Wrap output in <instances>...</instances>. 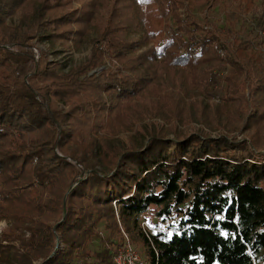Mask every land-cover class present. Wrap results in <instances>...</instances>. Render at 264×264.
<instances>
[{
    "label": "trees",
    "instance_id": "obj_1",
    "mask_svg": "<svg viewBox=\"0 0 264 264\" xmlns=\"http://www.w3.org/2000/svg\"><path fill=\"white\" fill-rule=\"evenodd\" d=\"M195 1L0 0V27L20 11L35 29H52L50 38L78 45L90 29L96 34L90 57L62 73L57 63L40 69L13 29L0 33V220L11 224L0 238V264H115L123 232L148 264H264V154L251 148L264 147V8L256 29L236 30L230 14L224 33L194 17ZM234 4L236 16L259 12L252 0ZM130 30L143 34L128 41ZM106 55L130 76L79 79ZM223 66L232 73L222 99L254 127L250 142L152 134L120 149L96 134L107 125L100 113L110 111L102 92L116 100V117L133 96L154 113L164 105L178 113L162 76L178 68L188 87L207 90ZM81 92L98 100L83 109ZM52 99L69 109H52ZM81 131L82 159L58 151ZM148 211L159 220L153 230L141 226Z\"/></svg>",
    "mask_w": 264,
    "mask_h": 264
},
{
    "label": "rangeland",
    "instance_id": "obj_2",
    "mask_svg": "<svg viewBox=\"0 0 264 264\" xmlns=\"http://www.w3.org/2000/svg\"><path fill=\"white\" fill-rule=\"evenodd\" d=\"M204 1L205 0L195 1L196 3L193 7L194 17L202 23L206 22L208 25L220 28L224 33L228 28L227 18L230 14L236 17V30L239 28L249 30L256 29L257 15L261 14L264 8V0H252L259 9V12L257 14L249 12L242 17L241 15L236 16L234 13L235 0H214L212 6ZM73 4L74 7L80 6L76 1H73ZM60 12L59 10L55 11V13ZM52 14H54V12ZM49 15L50 13L40 15L39 18L42 23L45 22ZM3 21L4 24L0 27V33L9 34V31L5 30V26L9 27L10 30L13 29L20 42L23 39L25 45L29 44L31 46L34 59L40 62V69L44 67L45 63H57L60 67L59 71L62 73H67L71 68L78 67L90 57L91 48L96 38L93 28L88 31L87 35L78 45H75L72 40L50 38L49 35L52 29L45 25L39 30L35 29L31 22L23 20L20 11H17L13 15L4 16ZM260 33V37L264 42V33ZM142 34L143 32L140 30H130L124 38L128 41H138ZM153 44L154 42L147 43L138 52ZM219 53L223 55L224 52L223 50H219ZM102 72H107L110 75L116 74L119 78L130 76V72L122 69L119 62L106 55L99 66L88 70V72L84 74V76L79 77V79L88 77L96 78L100 76ZM178 72V68H176L172 72L165 73L160 81L162 83L161 85L166 87L165 92L168 90L167 93L170 92L172 99L177 103L176 108L178 109V113L171 111L169 106L166 105H164V107L160 106L159 110L154 113L147 100L142 101L133 96L131 106L127 108L126 113L116 117L111 110L116 100L112 98L109 93L102 92L101 95L105 107L108 106L110 111L104 110L100 113V117L104 119L107 125L105 124V127L98 130L96 134L104 136L110 141H114V146L120 147V149L145 144L152 134H161L165 138L170 139H174L176 136L182 134H197L202 137L214 138L225 136L230 141L250 142L254 127L252 128L248 124L247 117L243 116L241 112L234 113V107L230 102H226L222 99L223 92L227 88L226 79L232 73L228 66L216 68L214 71L216 77L207 90L188 87L181 77L178 78ZM138 73L139 72H134L135 75H138ZM149 90L144 94H149ZM245 93L247 96V89ZM80 98L81 99L76 101V103L83 109L86 108V103L88 101L92 103L98 100L96 95H87L83 92L80 93ZM145 98H148V100L151 99L150 97ZM51 102L54 103H51L53 105L52 109L54 110L67 111L70 107L69 105H65L61 100L52 99ZM89 107H91V105ZM92 109L96 112L95 107H92ZM129 112L132 117L127 118L126 114ZM110 118L113 119L110 120ZM64 127L69 129L68 125ZM83 134V131L77 133L75 142L68 143L63 149H58V151L67 155L68 153L74 152L77 157L82 159L81 148H83L84 145ZM94 134V132H91L92 136ZM251 148H253L255 152L264 154V147ZM83 167L84 164L82 163V165H80L82 169L80 174L85 177L87 171H83ZM113 205L115 204L113 203ZM144 218L147 221H144L145 227L149 228L146 230H153L152 226L159 222L154 215V211L145 213ZM142 223L143 221L141 222V226ZM10 225L9 222L0 220V238ZM123 235L125 238L124 244H131L142 261L148 264L143 257L141 248L132 243L126 233L123 232ZM123 246H121L119 250H121Z\"/></svg>",
    "mask_w": 264,
    "mask_h": 264
},
{
    "label": "built area",
    "instance_id": "obj_3",
    "mask_svg": "<svg viewBox=\"0 0 264 264\" xmlns=\"http://www.w3.org/2000/svg\"><path fill=\"white\" fill-rule=\"evenodd\" d=\"M144 230L149 229L145 227V222L142 223ZM115 264H146L142 261L131 244L125 243L121 250L114 256Z\"/></svg>",
    "mask_w": 264,
    "mask_h": 264
},
{
    "label": "water",
    "instance_id": "obj_4",
    "mask_svg": "<svg viewBox=\"0 0 264 264\" xmlns=\"http://www.w3.org/2000/svg\"><path fill=\"white\" fill-rule=\"evenodd\" d=\"M59 243H60V241L57 240V246H58ZM56 250H57V247L55 248V250H54V252L52 253V255L55 253ZM52 255H51V256H52Z\"/></svg>",
    "mask_w": 264,
    "mask_h": 264
}]
</instances>
